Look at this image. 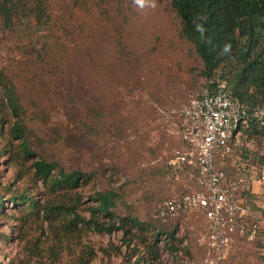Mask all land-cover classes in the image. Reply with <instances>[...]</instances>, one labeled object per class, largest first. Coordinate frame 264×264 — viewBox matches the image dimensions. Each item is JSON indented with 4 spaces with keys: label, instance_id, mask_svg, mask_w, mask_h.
<instances>
[{
    "label": "rangeland",
    "instance_id": "rangeland-1",
    "mask_svg": "<svg viewBox=\"0 0 264 264\" xmlns=\"http://www.w3.org/2000/svg\"><path fill=\"white\" fill-rule=\"evenodd\" d=\"M121 2L122 13L109 27L111 35L93 42V59L89 60L93 72L82 75L86 79L82 92L91 98L94 93L99 103L92 104L93 121L85 119L93 124L92 132L81 124L80 105L72 103L66 89L53 88L45 72L21 66L12 77L34 146L69 169L90 172L92 178L81 189L83 194L115 189L120 193V214L154 221L157 204L179 191L168 168L172 151L181 145L179 117L167 120L159 108H180L205 84L203 62L193 44L181 37L180 18L170 0H144L143 5L137 0ZM28 33L6 29L0 22V67L9 69V63L15 64L21 56L18 47L30 43ZM6 158L8 154L0 157L2 185H22L16 177V160ZM258 164L264 166V138L248 140L241 133L235 136L233 152L219 160L233 175L250 173ZM0 193L7 196L2 186ZM242 199L251 208L249 219L261 222V232L255 241L231 247L223 264H264V182L254 180L242 192ZM10 213L7 208L0 214V264H53L48 255L29 248L43 247L42 240L35 245L30 237L12 229L16 222ZM180 221L178 235H185L189 246L188 254L180 253L181 260L204 264L205 246L200 238L207 229L205 217L192 213ZM121 238L120 232L91 229L85 232L82 245L97 250L92 264H134L138 256L121 244ZM110 243L122 248L120 256L103 255L100 249ZM160 262L173 264L164 252Z\"/></svg>",
    "mask_w": 264,
    "mask_h": 264
},
{
    "label": "trees",
    "instance_id": "trees-1",
    "mask_svg": "<svg viewBox=\"0 0 264 264\" xmlns=\"http://www.w3.org/2000/svg\"><path fill=\"white\" fill-rule=\"evenodd\" d=\"M170 4L180 18L181 37L193 44L203 62L202 86L226 78L248 108L246 123L236 127V134L248 140L263 139L264 119L253 112L264 107V0H170ZM121 5V0H0L3 27L29 32L30 38L29 45L19 44L21 56L15 58V64L9 63V69L0 67V157L8 154L6 160H16V177L23 181L20 186L12 182L2 185L0 179L7 195L0 193V214L8 208L16 222L12 229L30 237L35 245L42 240L43 247L29 248L35 254L48 255L53 264H92L97 250L82 245L85 232L91 229L122 233L121 244L138 256L134 264H163V252L173 264H187L181 260L189 253L187 237L178 235L179 220L186 219L185 215L165 223L158 218L141 220L118 212L120 193L115 189L83 194L81 189L92 174L69 169L34 146L25 106L12 77L21 66L45 72L53 88L66 89L72 103L80 105L81 124L92 132L93 124L85 119L93 121L92 104L98 102L94 93L91 98L82 92L86 80L82 75L93 72L89 61L93 42L111 35L109 27L122 13ZM72 72H78L76 77ZM168 168L179 188L169 198L199 190L187 168ZM192 170L196 175V169ZM100 250L109 257L122 254V248L112 243Z\"/></svg>",
    "mask_w": 264,
    "mask_h": 264
},
{
    "label": "built area",
    "instance_id": "built-area-1",
    "mask_svg": "<svg viewBox=\"0 0 264 264\" xmlns=\"http://www.w3.org/2000/svg\"><path fill=\"white\" fill-rule=\"evenodd\" d=\"M159 114L172 120L179 117L181 145L168 160L172 168H187L199 190L185 191L177 198H166L156 206L155 217L168 222L181 214L201 213L206 233L200 238L205 246L204 264H223L231 247L252 242L258 237L261 222L250 220V206L242 192L254 180L264 182V166L255 165L252 173L231 174L219 160L234 150L236 127L246 123L248 108L235 96L226 78L201 86L178 109L159 108ZM264 119V107L253 112ZM196 169V175L192 169ZM187 264L193 260L184 259Z\"/></svg>",
    "mask_w": 264,
    "mask_h": 264
},
{
    "label": "clouds",
    "instance_id": "clouds-1",
    "mask_svg": "<svg viewBox=\"0 0 264 264\" xmlns=\"http://www.w3.org/2000/svg\"><path fill=\"white\" fill-rule=\"evenodd\" d=\"M144 0H137V3L143 5Z\"/></svg>",
    "mask_w": 264,
    "mask_h": 264
}]
</instances>
